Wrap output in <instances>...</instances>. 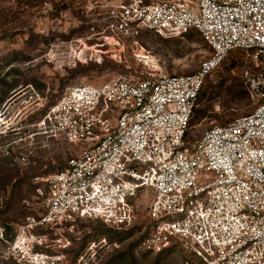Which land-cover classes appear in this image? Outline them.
Returning <instances> with one entry per match:
<instances>
[{"label": "built area", "instance_id": "obj_1", "mask_svg": "<svg viewBox=\"0 0 264 264\" xmlns=\"http://www.w3.org/2000/svg\"><path fill=\"white\" fill-rule=\"evenodd\" d=\"M96 8L111 20L108 39L119 49L109 58H118L124 75L67 88L35 124L44 135L83 147L59 171L32 179L40 213L11 234L0 228V260L68 264L80 224L99 221L126 232L135 224L134 200L145 193L138 252H179L181 264H264V0L86 5L88 12ZM140 30L196 32L209 56L192 74L166 76L155 56L131 45L130 64L125 49ZM233 50L245 53L242 78L255 108L188 143L197 96ZM11 129L0 121V135ZM97 249L92 243L73 264H91Z\"/></svg>", "mask_w": 264, "mask_h": 264}, {"label": "rangeland", "instance_id": "obj_2", "mask_svg": "<svg viewBox=\"0 0 264 264\" xmlns=\"http://www.w3.org/2000/svg\"><path fill=\"white\" fill-rule=\"evenodd\" d=\"M90 1L0 0V121L12 128L0 135V228L8 225L14 230L26 217L37 216L40 209L27 192L31 178L54 172L83 147L44 135L35 126L47 108L69 87L99 86L124 75L118 58H109L119 49L108 39L106 26L111 20L106 10L88 12ZM127 45L128 63L129 46L140 47L157 58L166 76L192 74L209 56L193 31L168 36L140 30ZM105 51H110L107 56L101 53ZM248 67L245 55L236 53L206 80L187 130L188 143L212 126L253 111L242 78ZM234 88L238 97L230 93ZM149 200L145 193L134 200L136 219L129 237L98 223H82L68 264L92 243L98 249L91 264H181L179 252L157 259L136 250L134 243L147 224ZM100 242L105 245L98 246ZM0 264L12 263L0 260Z\"/></svg>", "mask_w": 264, "mask_h": 264}, {"label": "trees", "instance_id": "obj_3", "mask_svg": "<svg viewBox=\"0 0 264 264\" xmlns=\"http://www.w3.org/2000/svg\"><path fill=\"white\" fill-rule=\"evenodd\" d=\"M236 53H240V54H244L245 55V53L243 52V51H240V50H233V51H231V52H229L228 53V55H227V57L225 58V60H227L228 58H230L232 55H234V54H236ZM224 60V61H225ZM223 61V62H224ZM236 62H237V59L236 60H234L233 61V63H232V66H234L235 64H236ZM222 65V64H221ZM208 79V78H207ZM206 79V80H207ZM206 80H205V82H206ZM205 82H204V84H203V86H202V88H201V90H200V92H199V94H198V96H197V100H196V103H197V101H198V99L200 98V94H201V91H202V89H203V87H204V85H205ZM243 84H244V82H243ZM244 88H245V91H246V96H248V98H249V95H248V92H247V89H246V86L244 85ZM236 88H234V89H232L231 91H230V93L233 95V96H235V97H238L239 96V91L238 90H235ZM250 99V98H249ZM55 103V102H54ZM53 103V104H54ZM52 104V105H53ZM51 106V105H50ZM49 106V107H50ZM48 107V108H49ZM48 108H47V110H48ZM254 108H255V106H254ZM195 109V108H194ZM194 109H193V111H192V114H193V112H194ZM46 110V111H47ZM46 111H45V113H46ZM45 113L40 117V120L42 119V117L45 115ZM192 114H191V118H192ZM39 120V121H40ZM190 121H191V119H190ZM190 121H189V125H190ZM189 125H188V128H189ZM200 139H198L197 141H194V142H198ZM185 141L187 142V132H186V134H185ZM194 142H191V143H193L194 144ZM65 165V163L62 165V166H60L58 169H56L54 172H57V171H59L63 166ZM54 172H52V173H54ZM46 175V174H45ZM42 176H44V175H42ZM37 177V176H36ZM37 186H39V184H34L33 182H32V178H31V180H30V182H29V187H28V190H27V192H28V194H30V195H33L34 196V190H35V188L37 187ZM85 223H98V224H100L101 226H103V227H105L101 222H99V221H87V222H85ZM82 224H80L79 225V227L81 226ZM106 229H108L107 227H105ZM3 229L5 230V232H6V234H11L12 233V228L10 227V226H4L3 227ZM109 230V229H108ZM132 230H133V228H131L130 230H128V231H126V232H123V233H126V235H127V237H129L131 234H132ZM142 237V236H141ZM141 237H140V239H141ZM140 239H138L137 240V242L136 243H134L135 244V247H136V245L138 244V242H139V240ZM133 244V245H134ZM167 254H170L169 252H162V253H160V254H158V255H156L155 257L157 258V259H159V258H161V257H163V256H165V255H167ZM143 256H149L148 254H143Z\"/></svg>", "mask_w": 264, "mask_h": 264}]
</instances>
